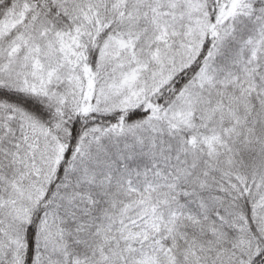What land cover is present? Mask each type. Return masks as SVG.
I'll list each match as a JSON object with an SVG mask.
<instances>
[{
  "label": "snow or ice",
  "instance_id": "snow-or-ice-1",
  "mask_svg": "<svg viewBox=\"0 0 264 264\" xmlns=\"http://www.w3.org/2000/svg\"><path fill=\"white\" fill-rule=\"evenodd\" d=\"M0 264H264V0H0Z\"/></svg>",
  "mask_w": 264,
  "mask_h": 264
}]
</instances>
